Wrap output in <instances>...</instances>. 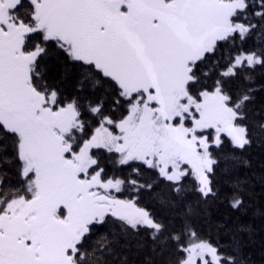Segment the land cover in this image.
Returning a JSON list of instances; mask_svg holds the SVG:
<instances>
[{
	"label": "snow or ice",
	"instance_id": "snow-or-ice-1",
	"mask_svg": "<svg viewBox=\"0 0 264 264\" xmlns=\"http://www.w3.org/2000/svg\"><path fill=\"white\" fill-rule=\"evenodd\" d=\"M0 264H264V0H0Z\"/></svg>",
	"mask_w": 264,
	"mask_h": 264
},
{
	"label": "trees",
	"instance_id": "trees-1",
	"mask_svg": "<svg viewBox=\"0 0 264 264\" xmlns=\"http://www.w3.org/2000/svg\"><path fill=\"white\" fill-rule=\"evenodd\" d=\"M257 191H259V187H257ZM227 215V210L224 208L223 205L217 206L216 208L212 209V218L215 221H222ZM250 217H244L243 219L247 220ZM207 226L205 225V228ZM255 258L257 261H260L261 257L259 255V252L257 251L255 254Z\"/></svg>",
	"mask_w": 264,
	"mask_h": 264
}]
</instances>
